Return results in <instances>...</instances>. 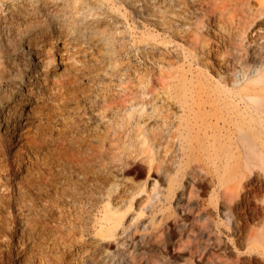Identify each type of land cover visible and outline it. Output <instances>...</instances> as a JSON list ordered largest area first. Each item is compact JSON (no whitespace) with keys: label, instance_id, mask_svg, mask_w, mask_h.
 Listing matches in <instances>:
<instances>
[{"label":"rangeland","instance_id":"374dc122","mask_svg":"<svg viewBox=\"0 0 264 264\" xmlns=\"http://www.w3.org/2000/svg\"><path fill=\"white\" fill-rule=\"evenodd\" d=\"M262 18L264 0H0V264H264ZM63 186L54 233L20 208Z\"/></svg>","mask_w":264,"mask_h":264},{"label":"bare ground","instance_id":"6f19581e","mask_svg":"<svg viewBox=\"0 0 264 264\" xmlns=\"http://www.w3.org/2000/svg\"><path fill=\"white\" fill-rule=\"evenodd\" d=\"M22 11H23V9H16V12H18V13H22ZM209 11H210V13L211 14H213V15H215V16H221L220 14H215L216 13V11L214 10V9H209ZM14 12V11H13ZM211 14H206V13H203V17H205V18H207V17H209ZM263 22H264V20H263V18L261 19ZM258 36H260V33L257 31V30H255V33L254 34H252L251 36H250V42L251 43H255L256 41H258ZM1 136V135H0ZM38 136V135H37ZM32 137L33 136H31V139H32ZM35 137V136H34ZM28 140H30V139H28ZM32 146V145H31ZM36 151V150H35ZM43 154V153H42ZM46 154H47V152H46ZM45 154V155H46ZM41 155V154H40ZM48 155V154H47ZM50 159V158H49ZM55 159H57V160H59L58 158H55ZM37 161V160H36ZM53 161V160H52ZM49 162V161H48ZM56 162V161H55ZM9 163V162H8ZM28 164V163H27ZM31 164V163H30ZM36 164V163H35ZM54 165V164H53ZM46 167H48L49 168V166H47L46 165ZM55 167V166H54ZM57 167V166H56ZM32 168V167H31ZM64 168V167H63ZM21 169V168H20ZM25 169V168H24ZM58 169V168H57ZM28 171H30V170H28ZM48 171V170H47ZM46 171V172H47ZM53 171V170H52ZM56 171V170H55ZM16 172H17V170H14L13 171V174L14 175H16ZM48 173V172H47ZM33 174H34V172H33ZM32 175V174H31ZM43 175V174H42ZM67 175V174H66ZM1 176V175H0ZM57 177L58 178H63L62 180H64V178L66 177L65 176V174L62 172V171H60V170H58V172H50V174H49V176H47L46 178H44V181H41V178H40V180L38 181V182H40V184L42 183L43 185H44V187L47 189H44L46 192H48V190L52 187L53 189H54V186L55 185H57L56 183H57ZM39 178V177H38ZM43 180V179H42ZM61 180V181H62ZM8 182H9V184H10V182L12 181V178H9L8 180H7ZM38 184V183H37ZM61 185V184H60ZM64 185V184H63ZM66 185V184H65ZM37 186H39V184L37 185ZM41 186V185H40ZM44 187H42V188H44ZM56 187V186H55ZM61 187V186H60ZM59 187V188H60ZM66 187V186H65ZM41 188V187H40ZM52 189V190H53ZM24 190V189H23ZM43 191V190H42ZM54 191V190H53ZM46 192H44V195L46 194ZM56 193H59L58 195L56 194V196H54L53 197V199H52V196H50L49 194H47L46 195V197H47V199L45 200L46 202V204L44 205V206H42V204H40L42 207H43V212H42V209H39L38 208V205L36 204V205H34V206H37L36 207V209L37 210H35V208H33V198H30L31 200H30V202H31V204H26V202H25V204H24V201H25V199H24V201L23 200H21V195H23L22 193H23V191H22V193L20 192V190L18 189V199L20 200V201H22L21 202V209H22V211L24 212V211H28V212H33L34 214L33 215H35L37 218L36 219H33V221H35V222H38V223H40L41 224V222H44L42 225H44L43 226V228H44V230H48V231H53V233H54V231L58 228L56 225L55 226H51L49 223H50V221H56L57 219H59L61 222L63 221V219H64V216H65V214H64V202H65V199L63 198V196L64 195H66L67 194V191L65 190V188H64V186L61 188V192H57V190L55 191ZM54 192V193H55ZM25 193V192H24ZM40 193V192H39ZM49 193V192H48ZM52 195V194H51ZM43 197V196H42ZM26 198V197H25ZM39 198H40V196H39ZM44 198V197H43ZM23 199V198H22ZM35 199V198H34ZM41 199V198H40ZM70 199H71V197H70ZM27 200V199H26ZM70 201V200H69ZM72 201V200H71ZM29 202V203H30ZM35 202H37V201H35ZM23 204V205H22ZM67 205H68V203H67ZM48 206H50V207H48ZM56 210H58V211H56ZM56 211V212H55ZM69 212V211H68ZM39 214V215H38ZM55 214V215H54ZM32 221V220H31ZM50 225V226H49ZM71 226V225H70ZM37 233V232H36ZM35 233V234H36ZM40 233V232H39ZM28 234H29V232H28ZM49 234H51V233H49ZM51 235H53V234H51ZM29 236V235H28ZM49 236V235H48ZM29 238V237H28ZM46 239V238H45ZM55 240V239H54ZM53 241V240H52ZM52 243H54V242H52Z\"/></svg>","mask_w":264,"mask_h":264}]
</instances>
